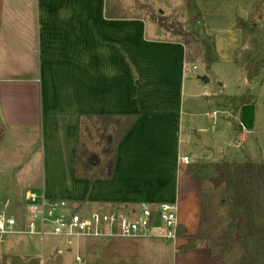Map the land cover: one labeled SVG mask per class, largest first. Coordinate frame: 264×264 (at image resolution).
<instances>
[{
	"label": "crops",
	"instance_id": "obj_1",
	"mask_svg": "<svg viewBox=\"0 0 264 264\" xmlns=\"http://www.w3.org/2000/svg\"><path fill=\"white\" fill-rule=\"evenodd\" d=\"M195 1L208 36L228 31L235 38L244 37L245 30L236 24L248 21L257 3ZM186 58L181 41L145 18L113 14L109 0H0V124L4 131L0 147L18 158L3 168H17L18 176L29 166L37 169L21 183L19 177L7 192L10 196H2L0 190V215H5L11 200L26 207L29 191L90 211L130 212L144 205L157 209L161 204L178 210L185 187V194L199 190L201 198L189 218L179 215L178 221L187 236L197 235L202 183L188 174L191 165L181 162L192 150L183 143ZM228 60L235 62L231 56ZM248 98L249 103L235 105L232 115L244 141L259 130L257 108ZM130 114L137 115V120L117 148L113 177L77 178L75 156L83 121L89 116ZM38 142L39 149L35 148ZM244 149L246 160H255L252 150ZM19 212L18 217L10 216L17 221L16 233L0 243L10 252L3 256L5 262L12 264L9 256L43 261L44 238L25 233L26 210ZM196 220L198 232L192 234L190 223ZM103 240L83 245L79 241L77 261L198 264L192 259H201L205 264H224L204 247L180 252L187 243L182 237L175 244L155 239ZM54 253L63 255L56 247L46 256Z\"/></svg>",
	"mask_w": 264,
	"mask_h": 264
},
{
	"label": "rangeland",
	"instance_id": "obj_2",
	"mask_svg": "<svg viewBox=\"0 0 264 264\" xmlns=\"http://www.w3.org/2000/svg\"><path fill=\"white\" fill-rule=\"evenodd\" d=\"M109 1L112 13L117 16L145 18L148 21L154 22L156 25H158L157 20L163 18L166 24L171 27L170 34L172 31L176 30L177 33H182V35H191L194 41L202 40V37L208 35L205 30V22L203 23L204 32L200 24L195 26L192 23V17L196 16L197 11L200 12L195 0ZM244 33V37L239 36L237 38L229 34L228 31L219 32L217 37H215V35L211 36L214 38V57L211 66L207 65L201 56L195 58L196 62H186L185 65L186 76L184 93L187 102L186 113L183 119V131L186 138L183 143H188V146L192 149L188 152V156L191 159L190 168L196 169V174L201 180L202 202L205 203L206 208L209 209L208 214L211 215L212 218L209 226L212 232L217 235H221L227 230L230 225V218L227 215L229 205L223 200L222 193L220 191H215L210 182V177L214 174L213 167L221 161L244 163L246 161L245 147H249L252 150L255 160L257 157L260 159L264 158L263 69L255 77L257 78L260 76L259 79L256 80V84H251V81L255 78L251 80L246 71L248 65L252 66L258 62L264 61V0H257L249 19L248 29H246ZM172 37L179 41H184L180 36L177 37L172 35ZM197 47L198 45L191 40L188 48L189 50L187 51L188 54H192ZM230 56L235 62L228 63V58H230ZM203 76L208 77L210 80L209 83L205 84L199 80V77ZM260 95L261 98L258 100ZM248 97H250L253 106L257 108V129L259 130L256 134L247 136L250 138L248 141H244L236 127L238 121L232 117V115L236 109L235 105L249 99ZM225 106H229L230 109L225 110ZM252 111L253 110L249 112V115H252ZM237 119H239L238 116ZM83 122L84 126L88 127L89 131L84 132L82 141L90 151L100 153L102 147L97 145L99 139L96 133L98 128V125L95 124L96 121H88L85 119ZM3 132L2 125L0 124V141ZM29 139L32 140V136H29ZM40 146V142H38L35 148L39 149ZM17 159V155L15 158L11 157L0 147V165H3L1 166L2 168H0V190L2 196H10L7 195V192L15 187L16 180H19V177L21 183V181L24 180L23 177H27L28 174L37 171L36 166H29L25 168L23 174L18 176L17 168H11V165L8 168H3L7 163H16ZM200 160H204V163H201ZM198 191L194 190L193 194H185V187L182 188L177 216L183 215L186 219L189 218L190 214L193 213V208L196 209V205L200 202L201 194L198 199ZM221 202L226 205L220 208L219 204ZM192 204H194V206H192ZM24 206L25 205L22 206V204H18V202L11 200L7 208H5L4 214L8 218L11 215L18 217L21 213L19 212L20 210L25 212L26 207ZM198 206L200 207V205ZM190 224L192 226L191 228H194L192 234H197L199 226L197 220ZM11 238L19 239L20 237L11 236ZM22 238L26 239L25 237ZM95 241L105 240L84 238L80 240V243L83 245ZM43 245L45 247L43 261L29 257H22V259H19L13 256H9L8 259L12 260V264H61L62 262L63 264H83L77 261V256L79 255L76 247L77 242L73 248H68L64 240L57 237L46 236L43 239ZM56 247L62 249L63 255L54 253L50 258L46 256ZM199 247L207 248L205 246ZM7 254H10V252L7 251V246L0 244V264H6L7 261L5 262L3 256ZM241 256L242 252L236 247L227 255V263L238 264ZM47 257L49 260H46ZM192 261L198 264H205L201 259H192Z\"/></svg>",
	"mask_w": 264,
	"mask_h": 264
},
{
	"label": "trees",
	"instance_id": "obj_3",
	"mask_svg": "<svg viewBox=\"0 0 264 264\" xmlns=\"http://www.w3.org/2000/svg\"><path fill=\"white\" fill-rule=\"evenodd\" d=\"M157 23L161 29L170 32V28L165 19L159 18ZM192 23L203 28V16L197 11L192 17ZM248 21H239L236 26L244 31L248 29ZM171 35L180 36L181 41L187 51L190 41L198 45L192 54H188L186 62L194 63L195 58L201 56L207 65L213 63L214 38L204 36L202 40L194 41L191 35L177 33L176 30ZM199 41V42H198ZM195 53V54H194ZM195 56H194V55ZM201 54V55H200ZM264 69V61L255 65H248L246 71L252 80L260 71ZM246 99L240 104L249 103ZM88 121L95 120L98 128L96 130L99 139L98 146L102 147L100 153L90 151L82 141L84 132H88V127L82 123L80 134V146L76 152V177L90 181L95 179H111L116 167L117 148L134 126L137 115L126 116L101 115L97 117L89 116ZM214 174L210 177V182L215 191H220L223 200L229 205L227 215L230 218V225L227 230L217 235L212 232V218L208 214L209 209L203 203L202 219L200 231L195 236H187L183 229H179V237L186 238L187 243L179 248L182 253H188L199 246H205L210 250L213 259L227 263V255L236 247L242 252L238 264H264V163L247 159L244 163L221 161L214 167ZM188 174L195 179H199L196 169L190 168ZM226 204L221 202L220 208ZM210 221V222H209Z\"/></svg>",
	"mask_w": 264,
	"mask_h": 264
},
{
	"label": "built area",
	"instance_id": "obj_4",
	"mask_svg": "<svg viewBox=\"0 0 264 264\" xmlns=\"http://www.w3.org/2000/svg\"><path fill=\"white\" fill-rule=\"evenodd\" d=\"M181 162L187 166L191 159L183 156ZM16 226L15 218L0 215V243L16 233ZM179 229L177 208L170 204H161L157 209L144 205L130 212L121 209L99 212L75 208L65 201H51L35 191L26 195L25 233L41 238L57 237L68 248L84 238L158 239L175 244L180 238Z\"/></svg>",
	"mask_w": 264,
	"mask_h": 264
},
{
	"label": "water",
	"instance_id": "obj_5",
	"mask_svg": "<svg viewBox=\"0 0 264 264\" xmlns=\"http://www.w3.org/2000/svg\"><path fill=\"white\" fill-rule=\"evenodd\" d=\"M199 80L200 81H202L203 83H205V84H207V83H209V79H208V77H206V76H203V77H199ZM255 162H260V158L259 157H257V159L255 160Z\"/></svg>",
	"mask_w": 264,
	"mask_h": 264
}]
</instances>
